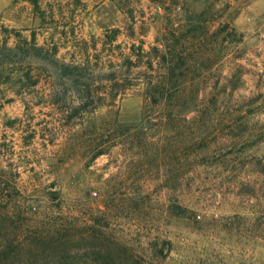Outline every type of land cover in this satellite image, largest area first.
I'll return each mask as SVG.
<instances>
[{"label":"rangeland","instance_id":"1","mask_svg":"<svg viewBox=\"0 0 264 264\" xmlns=\"http://www.w3.org/2000/svg\"><path fill=\"white\" fill-rule=\"evenodd\" d=\"M201 10L202 20L215 15L212 25L229 23L240 35L231 44L223 32L220 52L201 60L213 61L197 81L204 115L218 127L204 159L213 164L180 177L173 153L157 161L127 142L91 159L112 111L126 123L140 120L133 87L103 105L118 87L109 74H134L123 58L131 44L142 40L148 49L166 24ZM32 37L48 61L82 65L73 84L47 60L18 52L0 78V247L62 229L68 260L84 264L105 261L96 253L105 245L147 264H264V175L253 167L264 158V138L246 143L264 135V0H0V45L20 47ZM92 229H101V240L87 236ZM154 246L165 256H151Z\"/></svg>","mask_w":264,"mask_h":264},{"label":"trees","instance_id":"2","mask_svg":"<svg viewBox=\"0 0 264 264\" xmlns=\"http://www.w3.org/2000/svg\"><path fill=\"white\" fill-rule=\"evenodd\" d=\"M205 10L196 13V17H190L175 25L166 24L162 29V37H156L154 43L144 48L143 41L136 45L132 43L128 56H124L126 62L134 74L123 76L117 71L109 74L108 80L116 84L117 90L110 96V103L104 104L106 108L114 104L118 95L125 94L127 88H135L142 98V111L138 123H126L118 118L117 110L112 111L110 121L101 125L97 130L95 142L92 145L91 159L105 154L108 149L116 144L127 142L129 147L137 153L146 154L153 152L157 156L155 160L166 161L169 153L174 154L181 168L180 177L186 172L193 170L198 165L213 164L206 162V152L212 141L209 136H215L218 127L212 119L205 117L208 109L202 99H198L197 81L204 71L211 68L213 61L203 65L201 60H209L215 57L221 50V44L225 39H219L220 34L226 32L228 43L240 41V35L230 26L224 23L221 27H215L217 16L213 15L211 22L202 20ZM110 38L117 37L120 29L111 30ZM210 33L211 40L206 39ZM25 45L8 46L7 43L0 45V78L10 62L11 54L20 52L24 59L37 58L47 60L51 65L59 69L62 77L73 84H77L78 69L81 62L59 63L57 59L48 61L44 45H40L32 37L24 40ZM19 50V51H18ZM208 68V69H207ZM25 82L31 79L27 72L22 74L21 79ZM38 80L34 79L32 84ZM4 81L0 80V83ZM87 91V90H86ZM87 96L79 95L78 106L86 109L89 102ZM160 134V135H159ZM264 135L256 137L247 146L261 141ZM92 140V142L94 141ZM245 142L241 143L243 145ZM232 152V151H230ZM201 158V160H198ZM254 170L264 175V158L256 160L253 164ZM181 216H186L187 209L179 204L175 205ZM262 225L264 229V216ZM62 229H55L52 234L33 233L29 242L9 244L0 247V264H84L68 260L71 257V248L65 246L69 241ZM101 229H92L87 234L94 240H101ZM82 237L80 236V239ZM103 247V246H101ZM97 254L105 257V261L92 264H147L146 259L139 255H121L116 249L105 245L99 248ZM27 255L31 260L16 261L13 257ZM151 256L155 258L164 257L163 250L157 246L151 248ZM121 256L123 259H121ZM115 258L119 260L116 261Z\"/></svg>","mask_w":264,"mask_h":264}]
</instances>
